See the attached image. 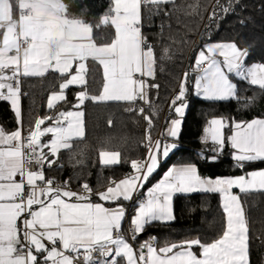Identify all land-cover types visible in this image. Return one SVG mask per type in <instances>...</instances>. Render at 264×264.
I'll return each instance as SVG.
<instances>
[{
	"label": "snow or ice",
	"instance_id": "snow-or-ice-1",
	"mask_svg": "<svg viewBox=\"0 0 264 264\" xmlns=\"http://www.w3.org/2000/svg\"><path fill=\"white\" fill-rule=\"evenodd\" d=\"M165 4L175 5V0H110L109 8L94 25L82 16L73 15L64 0H0V102L10 104L18 125L11 133L0 126V264H121L124 258L126 264H251L248 221L240 198L230 190L236 187L246 195L264 192V169L235 178L213 179L201 176L195 164L173 166L148 189L146 199L137 201L130 221L132 241L154 222L168 224L175 220L174 194L223 193L224 229L209 243L194 238L165 242L157 247L158 240L153 236L134 249L122 232L126 209L123 203L117 202H132L134 194L156 171L159 155L168 157L177 147L175 142L164 144L160 139L152 140V116H158L159 108L152 105L148 92L150 88L158 90L160 85H149L145 79H155L157 58L142 29L151 26V17L161 11L165 16L171 15L161 8ZM188 7L199 14L198 4ZM233 7V3L221 5L217 0L221 12L228 13ZM142 9L147 11V16ZM85 10L86 6L81 9L82 15ZM175 11H180L179 7ZM216 16L214 9L210 19ZM101 26L113 27L114 37L110 43L97 45L93 30ZM164 54L162 60L171 59L168 48ZM248 56V49L235 41L205 45L195 59L201 73L195 78V94L214 102L237 99L238 86L233 76L264 91V63L248 66ZM89 59L102 66L103 90L99 96L79 92L80 104L85 99L126 101L133 105L126 110L132 111L136 110V102L142 100L152 113L144 115L148 124L145 162L133 160L134 175L95 193L102 201L116 203L114 208L93 203L94 193L87 183L82 185L83 191L76 192L68 187L69 181L61 186L54 178L44 175L45 165L51 168L57 164V159L50 157H57L61 149H70L74 138L84 136L82 112H61L55 117V127L43 129L45 120L53 117L38 118L29 126L27 136H22V78L42 77L50 70L63 77L73 62H78L76 74L61 83L59 94L50 96L47 107L53 109L57 101L65 99L63 90L69 85L87 83ZM184 77L170 105V111L179 118L166 121V135L175 139L179 138L188 107L185 85L189 73ZM138 111L144 114L145 108L140 107ZM65 120L67 126H64ZM208 124L204 132L210 135L213 147L209 150L211 158L206 156V161L215 162L229 145L233 149L232 159L241 169L246 163L264 161V119L233 121L235 131L228 137L222 131L226 127L223 118H213ZM46 133L53 134L50 143L41 141ZM202 142L206 143L207 138H202ZM119 156V152H101V163L117 165ZM33 165L37 170H32ZM195 248L200 249L199 254Z\"/></svg>",
	"mask_w": 264,
	"mask_h": 264
},
{
	"label": "trees",
	"instance_id": "trees-1",
	"mask_svg": "<svg viewBox=\"0 0 264 264\" xmlns=\"http://www.w3.org/2000/svg\"><path fill=\"white\" fill-rule=\"evenodd\" d=\"M70 5V12L82 16L87 22L96 24L102 14L109 8L110 0H64ZM221 5L233 3L232 11L221 12L217 8V0H175V5H161L171 15L165 16L164 11L151 17V26L142 29L148 41L154 47L157 58L156 77H146L148 84H159V89H149V100L158 106V116H152L153 128L151 136L159 132L165 134L166 121L176 118L170 111L171 96L182 79L186 70L192 71L187 78L186 96L188 103L183 117L181 132L175 139L177 147L166 159H162L156 173L145 183L150 186L160 180L164 173L173 165L196 164L201 175L210 178L246 175L252 170L264 168V161L246 163L244 168L236 166L232 159V148L224 147L215 162L200 160V152L211 158L209 151L211 141L202 142L204 129L213 118H223L226 127L225 137L231 136L233 121H251L264 119V91L256 86H249L246 81L234 78L238 86V98L229 101L214 102L198 97L194 92L195 59L199 50L210 42H237L246 47L249 56L246 64L264 63V0H219ZM199 5V14L193 13L189 5ZM86 6L85 12L81 9ZM151 7V5H148ZM179 7L180 11H175ZM215 19H210L213 10ZM144 16L147 11L142 9ZM179 17V23L177 22ZM243 21V23H241ZM148 24V20H145ZM161 25L163 32L161 33ZM170 25V27H169ZM114 37V28L94 27L93 39L96 44L110 43ZM169 49L171 59L162 60L164 49ZM89 73L83 86H69L65 90V99L53 109L47 107L49 97L61 90L60 85L67 78L58 72L50 71L44 76L22 78V110L23 129L29 131L38 118L51 116L45 125L55 122L61 112L79 107L77 94L87 91L89 96H97L103 88V70L98 62L88 61ZM163 68V71L160 69ZM146 105L145 113L138 109ZM84 111L85 136L71 141L70 149H61L57 154V164L51 168L45 165L44 175L47 178L67 180L75 190L87 183L93 190L92 200H97L99 193L134 171L133 160H138L145 152V130L148 127L144 115H152L149 105L138 100L135 109L126 101H93L85 99L81 106ZM0 125L7 131L18 127L16 118L8 102H0ZM101 152H119L120 163L105 166L101 163ZM142 192V191H141ZM146 192V191H145ZM148 192V191H147ZM245 217L249 226L250 261L251 264H264V192L250 194L238 193ZM137 206V205H134ZM133 207V206H132ZM175 220L168 224L154 222L140 235L135 243L155 236L157 246L165 242H180L200 238L209 243L223 231L226 214L223 212L221 197L218 192H195L176 194L173 200ZM119 259V258H118ZM121 264H124L123 260Z\"/></svg>",
	"mask_w": 264,
	"mask_h": 264
},
{
	"label": "crops",
	"instance_id": "crops-1",
	"mask_svg": "<svg viewBox=\"0 0 264 264\" xmlns=\"http://www.w3.org/2000/svg\"><path fill=\"white\" fill-rule=\"evenodd\" d=\"M94 40V39H93ZM212 43H218V42H210V43H208V44H212ZM98 45V44H97ZM218 55V54H217ZM218 58L219 59H223L222 57H219L218 56ZM89 60H91V59H89ZM88 60V61H89ZM88 61H87V65H88ZM77 63L78 62H73V65H72V68L69 70V72L68 73H65L64 74V76H66L67 78H70V76L71 75H74V74H76V67H77ZM253 64V63H252ZM252 64H247L248 66H251ZM256 64H259V63H256ZM102 67V66H101ZM103 70V69H102ZM51 71V70H50ZM49 71V72H50ZM48 73V72H47ZM46 73V74H47ZM201 74V73H200ZM198 75V74H197ZM196 75V76H197ZM196 76H195V78H196ZM66 78V79H67ZM195 78H194V82H195ZM234 76H233V82L235 83V81H234ZM85 80H86V76H85ZM194 85V84H193ZM69 86H72V85H69ZM74 86H83V85H80V84H74ZM65 90L66 89H64L63 90V95L65 96ZM102 90H103V88H102ZM102 90H101V92L97 95V96H99L101 93H102ZM61 92V90L59 91V92H57V94L58 93H60ZM52 95V94H51ZM50 98V97H49ZM62 101V100H61ZM108 101H113V100H108ZM60 101H57L56 102V104H58ZM84 103V102H83ZM82 106V104H80L79 103V107H76V108H74V109H71V110H69V111H67V112H82L83 113V108L81 107ZM21 112H22V122H23V110H22V95H21ZM66 113V112H65ZM186 113V112H185ZM176 118H179L178 116H177V114H176ZM69 119H73V118H69ZM81 119H82V121H84V118H83V116L81 117ZM258 119H260V118H258ZM250 122V121H249ZM55 122H53V123H50V124H48V127L49 126H52L53 124H54ZM67 123H68V121L66 120V122L64 123V126H67ZM45 125V124H44ZM1 126V125H0ZM47 126V125H46ZM17 129V128H16ZM16 129H14V130H16ZM43 129V128H42ZM5 130V132L6 133H11L12 131H7L6 129H4ZM13 130V131H14ZM23 130V129H22ZM223 131V130H222ZM233 131H235V129L233 128V130H232V133H233ZM232 133H231V135H232ZM165 135H166V129H165ZM166 137L168 138V139H170V140H175V138H171V137H169V136H167L166 135ZM81 138V137H80ZM76 139H78V138H76ZM13 143H15V142H13ZM46 143H50V140H47L46 141ZM2 147H5V148H7L8 147V145H3ZM45 152H48V149H45L44 150ZM232 152H233V149H232ZM231 157H232V155H231ZM50 158H52V157H50ZM159 159H160V161L162 160V156L161 155H159ZM183 165H186V164H178V165H173V166H175V167H180V166H183ZM196 165V164H195ZM173 166H171V167H173ZM197 166V165H196ZM170 167V168H171ZM197 168H198V166H197ZM261 169H264V168H260V169H255V170H261ZM168 171V170H167ZM166 171V172H167ZM252 171H254V170H252ZM198 172H199V169H198ZM251 172V171H250ZM199 174H200V172H199ZM131 175H134V174H131ZM165 175V174H164ZM164 175H163V177H164ZM201 175V174H200ZM128 176H130V175H127V176H125V177H123V178H121V179H119V180H117V181H114L110 186H114V184L115 183H119L122 179H125L126 177H128ZM201 176H203V175H201ZM239 176H241V175H235V176H224V177H217V178H235V177H239ZM163 177L161 178V179H163ZM205 177V176H204ZM151 178V177H150ZM149 178V179H150ZM17 179V181H19V177H17L16 178ZM160 179V180H161ZM213 179H215V178H213ZM160 180H158V181H156L155 183H153L152 185H150V186H145V184H144V186H143V188H141L139 191H142V192H147L148 191V189H151L156 183H158ZM109 187V186H108ZM107 189V188H106ZM106 189H104V190H102L101 192H103V191H105ZM231 194L232 195H236V196H238L239 198H240V196H239V189L238 188H236V187H233L231 190ZM76 192H79V191H76ZM193 193H195V192H193ZM219 194H220V197H221V203H222V206H223V203H224V194L223 193H220V192H218ZM176 194H188V193H176ZM176 194H174V196H176ZM174 196H173V200H174ZM65 200H68V198H64ZM75 200V198H73V201ZM92 200V199H91ZM73 201H69V202H73ZM92 202L93 203H102V204H104V206L105 207H112V208H114V207H116V203H112V202H105V201H102V200H100L99 199V196H98V199L95 201V200H92ZM240 202H241V200H240ZM117 203H123L124 204V207H125V209H126V218H125V220L122 222V226H124L126 223H127V216H128V222H129V224H130V221H131V218H132V216L134 215V211H135V208L137 207V206H133L130 210H128V208H129V203L130 202H124V201H119V202H117ZM35 207H37V206H34V208ZM125 238L128 240V242L130 243V244H132L131 243V241L129 240V238L128 237H126L125 236ZM149 239V238H148ZM148 239H143V240H141V241H139L138 243H137V245H136V243L135 244H132V246H133V248L134 249H137L138 247H139V245L141 244V243H143L145 240H148ZM45 243L46 244H48L49 245V247H50V243L49 242H47V241H45ZM157 247H159V246H157ZM194 251L197 253V254H199V252H200V249L199 248H195L194 249ZM41 259H42V257H41ZM123 262H124V264H126V258H124V260H123Z\"/></svg>",
	"mask_w": 264,
	"mask_h": 264
},
{
	"label": "built area",
	"instance_id": "built-area-1",
	"mask_svg": "<svg viewBox=\"0 0 264 264\" xmlns=\"http://www.w3.org/2000/svg\"><path fill=\"white\" fill-rule=\"evenodd\" d=\"M191 72H192V71H190V70H186V71L184 72V74H185V73H189V74H191ZM195 72H196V73H200L199 69H197V68H195ZM136 75L138 76L139 74H136ZM145 79H146V78H145ZM184 79H185V77L183 78V80H184ZM181 82H182V81L179 82V84L177 85V87H176L175 90L173 91L172 96H171V101H172V100L178 95V93H179V91H180V84H181ZM143 107H146V105H143ZM27 134H28V131H26V130L23 129V130H22V136H27ZM151 137H152V140H153V141H155V140H157V139H160V140L162 141V143H164V144H169V143H171V142H170L171 140L168 139V138L166 137V135H165L162 131L159 132V133H157V134L154 135V136H151ZM146 144H147V141H146V139H145V145H146ZM210 154H212V153H210ZM147 156H148V148L145 146V152H144V154H143V155H142L137 161L143 163V162H145ZM205 157H206V153H205V152H200V155H199L200 160H204ZM44 169H45V167L43 168V172H44ZM32 170H34V171L37 170L36 167H35V165L32 166ZM131 174H135V170H134L132 173H130L129 175H131ZM54 179H55L56 183L60 184L61 186H63V185H64V182L67 181V180H60V179H56V178H54ZM37 183L40 184L41 182L37 181ZM54 186H55V185H54ZM68 187H69L72 191H79V192L83 191L82 187H81V189H79V190H75V189L71 186L70 183L68 184ZM89 187H90V186H89ZM90 188H91V187H90ZM146 197H147V192H141V191L136 192V193L134 194L133 201L129 203V208H128V210H130V209L132 208V206L137 205V201H139V200H143V199H146ZM122 232H123V235H124V236H126V237L129 238V240L131 241L132 244H135V241H132V239H131V235H132V233L130 232V224H129V222H128V216H127V223H126L124 226H122ZM114 235H116L115 232H114ZM93 255L96 256L97 254H96V253H93Z\"/></svg>",
	"mask_w": 264,
	"mask_h": 264
},
{
	"label": "rangeland",
	"instance_id": "rangeland-1",
	"mask_svg": "<svg viewBox=\"0 0 264 264\" xmlns=\"http://www.w3.org/2000/svg\"><path fill=\"white\" fill-rule=\"evenodd\" d=\"M199 74H200V73H198V75H199ZM183 78H184V73H183V76H182L181 81L183 80ZM232 78H233V77H232ZM235 78H238V77H235ZM194 92H195V82H194ZM58 94H59V93H58ZM178 103H179V102H178ZM186 110H187V108L185 109V112H186ZM83 118H84V111H83ZM65 122H66V120L64 121V123H65ZM55 126H56V121H55V123H54L52 126H49V127H55ZM208 126H209V125H208ZM208 126H207V127H208ZM46 127H48V125H47V126L44 125V124L41 125V129H42V128H46ZM83 130H84V136H85V125H84V121H83ZM84 136H83V137H84ZM205 137L207 138V141H211V138H210V135H209V134L205 133V134H204V138H205ZM53 138H54V137H53V134H52V133H46L43 137H41V141H42L43 143H46L47 140H50V141H51ZM76 138L79 139L80 137H76ZM76 138H74V139H76ZM81 138H82V137H81ZM74 139H73V140H74ZM170 142L173 143V142H175V141H174V140H171ZM109 153H111V152H109ZM169 154H170V153H169ZM161 156H162V155H161ZM166 158H167V157H163V156H162V159H166ZM160 162H161V161H160V159H159V164H158V167H157L156 171L158 170V168H159V166H160ZM156 171H155L154 173H156ZM154 173H153V174H154ZM165 173H166V172H165ZM165 173H164V174H165ZM153 174H152V175H153ZM162 177H163V176H162Z\"/></svg>",
	"mask_w": 264,
	"mask_h": 264
},
{
	"label": "water",
	"instance_id": "water-1",
	"mask_svg": "<svg viewBox=\"0 0 264 264\" xmlns=\"http://www.w3.org/2000/svg\"><path fill=\"white\" fill-rule=\"evenodd\" d=\"M142 235V234H141Z\"/></svg>",
	"mask_w": 264,
	"mask_h": 264
}]
</instances>
